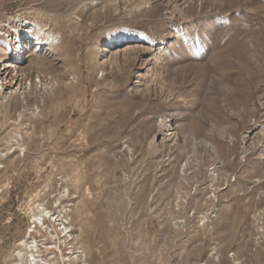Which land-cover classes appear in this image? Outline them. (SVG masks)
<instances>
[{"label":"rangeland","instance_id":"1","mask_svg":"<svg viewBox=\"0 0 264 264\" xmlns=\"http://www.w3.org/2000/svg\"><path fill=\"white\" fill-rule=\"evenodd\" d=\"M23 16L49 34L0 96V264L36 193L89 264H264V0H0Z\"/></svg>","mask_w":264,"mask_h":264},{"label":"bare ground","instance_id":"2","mask_svg":"<svg viewBox=\"0 0 264 264\" xmlns=\"http://www.w3.org/2000/svg\"><path fill=\"white\" fill-rule=\"evenodd\" d=\"M7 28H10V31L7 29L4 32H0V51H4L3 56L6 57L0 60V96L5 100L18 99L23 104L28 98V87L29 84L32 86V82L29 78H26L25 86L23 85L24 73L22 74L17 70V64L21 62V58L28 50L35 45H40L44 40L42 35L48 36L49 32L43 30L37 23L26 17L24 19L19 17L15 24L9 23ZM2 58L0 57V59ZM27 79L29 84H27ZM40 82H42V79H40ZM65 84L68 86V82ZM34 85H38L37 81H35ZM17 141L18 148L24 151L25 146H23L19 137ZM61 181L60 197L66 194L69 195L65 180L61 179ZM8 184L9 181L4 183L0 187V191L7 188ZM45 199L41 198L40 193H36L26 201V212H33L31 217H33L34 227L32 228L31 226L28 234L17 244L18 246L15 248L13 255L17 256L23 264H89L88 256L80 241L79 234L73 225L75 203L69 202L65 204L60 202L57 205L59 213L56 214L44 202ZM58 201H60V198L57 199ZM216 211L217 209H213L212 215ZM56 216L59 222L57 226H52L49 221ZM262 228L259 227V230L263 231ZM43 231L46 233L43 234ZM35 233L55 238V240L51 239L42 242ZM63 246L66 251H64ZM235 262L237 263L238 261L235 260Z\"/></svg>","mask_w":264,"mask_h":264},{"label":"built area","instance_id":"3","mask_svg":"<svg viewBox=\"0 0 264 264\" xmlns=\"http://www.w3.org/2000/svg\"><path fill=\"white\" fill-rule=\"evenodd\" d=\"M34 224V223H33ZM34 227V226H33Z\"/></svg>","mask_w":264,"mask_h":264}]
</instances>
